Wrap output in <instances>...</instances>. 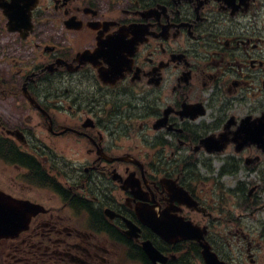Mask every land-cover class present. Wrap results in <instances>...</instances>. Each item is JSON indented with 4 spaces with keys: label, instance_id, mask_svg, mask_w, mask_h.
<instances>
[{
    "label": "flooded vegetation",
    "instance_id": "af4514ba",
    "mask_svg": "<svg viewBox=\"0 0 264 264\" xmlns=\"http://www.w3.org/2000/svg\"><path fill=\"white\" fill-rule=\"evenodd\" d=\"M1 66L0 264H264V0H0Z\"/></svg>",
    "mask_w": 264,
    "mask_h": 264
},
{
    "label": "water",
    "instance_id": "95a60500",
    "mask_svg": "<svg viewBox=\"0 0 264 264\" xmlns=\"http://www.w3.org/2000/svg\"><path fill=\"white\" fill-rule=\"evenodd\" d=\"M19 203L22 202L0 194V237L13 235L26 225L27 219L22 216V212L17 210L21 207L18 206ZM203 254L207 264H226L219 261L205 244Z\"/></svg>",
    "mask_w": 264,
    "mask_h": 264
},
{
    "label": "trees",
    "instance_id": "16d2710c",
    "mask_svg": "<svg viewBox=\"0 0 264 264\" xmlns=\"http://www.w3.org/2000/svg\"><path fill=\"white\" fill-rule=\"evenodd\" d=\"M2 151L6 150V151H9L10 149L8 147H4V146H1L0 148Z\"/></svg>",
    "mask_w": 264,
    "mask_h": 264
},
{
    "label": "rangeland",
    "instance_id": "374dc122",
    "mask_svg": "<svg viewBox=\"0 0 264 264\" xmlns=\"http://www.w3.org/2000/svg\"><path fill=\"white\" fill-rule=\"evenodd\" d=\"M0 69H5V67L1 66ZM233 250H234V246L231 247V251H233Z\"/></svg>",
    "mask_w": 264,
    "mask_h": 264
}]
</instances>
